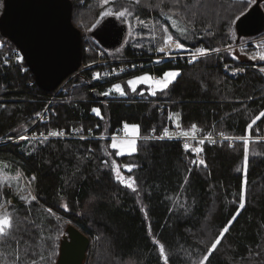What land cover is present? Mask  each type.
Returning <instances> with one entry per match:
<instances>
[{
    "label": "trees",
    "instance_id": "16d2710c",
    "mask_svg": "<svg viewBox=\"0 0 264 264\" xmlns=\"http://www.w3.org/2000/svg\"><path fill=\"white\" fill-rule=\"evenodd\" d=\"M71 1L82 64L94 63L98 49L117 61L90 65L54 91L39 88L25 63L0 66V214L12 220L0 235V264H53L68 223L90 238L85 264H264V60L230 48L252 37L235 23L255 0L126 1L132 33L117 53L94 39L117 24L101 15L106 4ZM170 36L183 45L168 53L176 59L148 66ZM198 49L208 51L181 57ZM14 50L0 32V59ZM128 63L145 66L93 77ZM167 70L179 75L163 91L128 88L136 76ZM116 84L124 95L110 93ZM172 114L185 131L195 125L225 139L185 148L161 138L175 128ZM125 124L139 130L131 154L112 146ZM50 129L85 136H36Z\"/></svg>",
    "mask_w": 264,
    "mask_h": 264
},
{
    "label": "water",
    "instance_id": "95a60500",
    "mask_svg": "<svg viewBox=\"0 0 264 264\" xmlns=\"http://www.w3.org/2000/svg\"><path fill=\"white\" fill-rule=\"evenodd\" d=\"M263 1L255 0L237 19L239 35L254 37L261 33L264 13L259 4ZM71 17V0H4L0 32L18 48L35 83L43 90L58 89L82 69V33ZM113 25L95 33L99 43L108 48L115 47L124 32ZM89 245L85 233L66 224L53 264H85Z\"/></svg>",
    "mask_w": 264,
    "mask_h": 264
},
{
    "label": "rangeland",
    "instance_id": "374dc122",
    "mask_svg": "<svg viewBox=\"0 0 264 264\" xmlns=\"http://www.w3.org/2000/svg\"><path fill=\"white\" fill-rule=\"evenodd\" d=\"M98 1H99V4H106V9L104 11V15H105L104 17L114 16L115 21L118 25L115 24L113 26L121 27L124 29V32L121 36V40L119 41V43L115 47L110 48V49H112V53L122 52L123 48L125 47V43L131 37L130 34L132 33L131 32V26H130V25H132V21L129 19L127 9L125 7H122V6H125L126 1L128 3L130 0H119V3H113L116 0H98ZM111 3H112V5L110 6ZM113 8H121L122 10L116 11ZM120 12H123L124 15L123 16L118 15V13H120ZM110 24H114V23H110ZM168 38L169 37H167V39L165 40L164 46L161 48L166 49V51H165L166 53L169 52L168 49L177 51L179 48L175 47V45H174V43H177V42H174L173 40H169ZM255 38H253V37L242 38V41L239 44H232L230 48L236 55H238V57H241V58H245L246 56H248L246 54H250L252 56L261 58L262 56H264V35H257ZM94 39L98 40L95 35H94ZM252 41H253V43H250ZM246 51L249 53H246ZM167 71L172 72L170 70H167ZM103 75L100 74L97 76V74H95L94 77L96 79H101V77ZM162 75L159 76L158 79L162 78L163 77ZM145 76L149 77V79L143 80V81L139 79V78L145 77ZM153 76H157V75L145 73V74L136 76V77L130 79L129 81H135V85H134L135 88L137 86H139L140 84H144V85L148 86L149 92H151V94H152L154 91L160 90L159 85L157 83H155V81L158 79H154ZM121 88L124 90L123 86H121ZM128 88L130 90H132V87L129 86V84H128ZM112 90H114V91H110V93L120 94L118 91H116L114 89V85L112 87ZM174 115L175 114H172L173 117H174ZM177 121L178 120L176 117V120L174 122L175 127L178 125ZM127 125H129V127L127 129H125V125H124V129H123L122 133L120 132V134L113 136V138L111 139L112 140V146L115 145L114 148L117 149L119 154H131V153L135 152V151H130L129 145H130V142L132 140L136 141V139L138 138L137 136L139 134V130H138V132H134L132 127H131V126H133V124H127ZM135 150H136V143H135ZM126 169H128V168H126ZM119 178L123 179L122 175H119ZM62 206L64 208H66V205L64 202H62ZM162 258H163V260H165V257H162ZM125 264H135V263L133 261L128 260L125 262Z\"/></svg>",
    "mask_w": 264,
    "mask_h": 264
},
{
    "label": "built area",
    "instance_id": "2783aa9c",
    "mask_svg": "<svg viewBox=\"0 0 264 264\" xmlns=\"http://www.w3.org/2000/svg\"><path fill=\"white\" fill-rule=\"evenodd\" d=\"M255 37L256 36H254L253 38H255ZM253 41L250 42V43H253ZM168 50H169L168 53L177 52V51L170 50V49H168ZM165 51H166V49H164V51H160L159 50V51L155 52V54L153 55V57L151 59V62L147 63V65L148 66L157 65V64L161 63V61H163L165 59L166 60L167 59L168 60H175L176 59L175 55H170V54L166 53ZM198 55H200V53H194V54L190 53V54H186V55H181V57L182 58H186L189 62H192ZM5 59L6 60L0 59V66L8 64V63H13V64H17L19 66V68H21V69L24 68V62H23L22 56L16 50L12 51L7 57H5ZM114 61H117V60L106 59L104 52L102 50L98 49L97 50V59H96V61L94 63H92V64H88L87 67H89L90 65L91 66L101 65V64L105 65L106 63L114 62ZM136 65L138 66V68H142V67L145 66V65L142 66V63L141 64H136ZM136 65H133V64L129 65V63H128L126 66L121 67L119 69H113L112 71L105 70V72L103 73L104 75L102 74L103 76L101 77V79H96L94 77L95 74H99L100 75V73L95 72L93 74V77H94L95 80L101 81V80H103L105 78H109L112 75H115L117 73H122V72L128 70L130 68V66H131V68H134V66L136 67ZM59 88H60V86L58 87V89ZM47 109H48V106L45 107L44 111L40 114L38 120L45 121V119H46L45 118V113H46ZM122 131H123V127H120L119 128V134H120V132L122 133ZM53 132L62 133V134L50 135V133H53ZM36 135L37 136L46 137V138H48V137L80 138V137H84L85 136V135H82L81 132L77 131L76 129H73L70 132H67L65 129H58V130L50 129L47 133H39V134H36ZM161 138L180 140L182 145L185 146L187 144L188 146H194V147H200L201 144L203 142H206V141L207 142H216V141H221V140L225 139V137H223L222 135H217V136L202 135V134L199 133L198 128H194L191 131H185L180 126H176L169 133L162 135ZM260 139L264 140V135L262 137H260Z\"/></svg>",
    "mask_w": 264,
    "mask_h": 264
},
{
    "label": "snow or ice",
    "instance_id": "6c2138e0",
    "mask_svg": "<svg viewBox=\"0 0 264 264\" xmlns=\"http://www.w3.org/2000/svg\"><path fill=\"white\" fill-rule=\"evenodd\" d=\"M249 2H252V0H249ZM101 15H104V13L102 12ZM118 15L123 16L124 13H123V12H120V13H118ZM168 39L171 40L172 37L170 36ZM175 46H176L177 48H182V47H183V45H182V44H179V43H176ZM160 51H164V49L161 48ZM197 51L200 52V54L203 55V54H206L208 50H207V49H198ZM261 59H264V56H262ZM98 75H99V74H97V76H98ZM177 75H179V73H177V72H166V73L163 74V77L160 78V79H158V80H156L155 83H157V84L159 85L160 90L163 91L164 89H167V88H168L169 84L175 79V77H176ZM139 79L143 81V80H148L149 77L145 76V77H141V78H139ZM128 84H129V86L132 87V90H133V91L136 90L135 87H134V85H135V81H129ZM114 89H115L116 91H118V92L120 93V95H124V94H125L124 90L121 88V86H120L119 84L114 85ZM110 91H111V90H110ZM105 94H108V93H105ZM153 94H155V93H153ZM93 111H94L97 115H99V110H98V109H93ZM261 115H264V113H262ZM128 127H129V125L125 124V129H127ZM131 127H132V129H133L134 132H138V126L133 125V126H131ZM192 127L195 128L196 126L193 125ZM249 127H251V126H249ZM59 134H62V133H55V132L50 133V135H59ZM166 134H167V133H166ZM22 138H23V137H22ZM135 143H136L135 140H132V141L130 142V145H129V147H130V151H135ZM246 143H247V141H246ZM113 147H115V145H113ZM187 147H188V145L186 144V145H185V148H187ZM247 151H248V150H247V147H246V148H245V163H246V161H247ZM201 163H203V161H201ZM129 170H131V169L129 168ZM117 171H118V170H117ZM33 179H35V177H33ZM246 183H247V182L245 181V184H246ZM129 187H131V185H129ZM133 190H135V189H133ZM33 199H35V198L33 197ZM11 226H12V220H11V218L8 217L7 214H0V235L5 234V229H6V228H11ZM227 231H228V227H225V228L221 231L220 236L222 237V236H223V233H224V232H227ZM216 243H219V238L217 239ZM212 247L215 248V247H216V244H213ZM164 251H165V249H164L163 245H161V247H160L161 255H163ZM165 259H167V258H165Z\"/></svg>",
    "mask_w": 264,
    "mask_h": 264
},
{
    "label": "crops",
    "instance_id": "0c3cea01",
    "mask_svg": "<svg viewBox=\"0 0 264 264\" xmlns=\"http://www.w3.org/2000/svg\"><path fill=\"white\" fill-rule=\"evenodd\" d=\"M170 45V44H169ZM174 45H176V43H174ZM176 47V46H175ZM170 71H172V72H177L178 73V71L177 70H170ZM166 72H169V71H166ZM165 72V73H166ZM163 76V75H162ZM153 78L154 79H158L159 78V76H153ZM173 119H174V121H175V119H176V115H174V117H173ZM177 123H178V121H177ZM138 137V136H137ZM113 138V137H112Z\"/></svg>",
    "mask_w": 264,
    "mask_h": 264
},
{
    "label": "bare ground",
    "instance_id": "6f19581e",
    "mask_svg": "<svg viewBox=\"0 0 264 264\" xmlns=\"http://www.w3.org/2000/svg\"><path fill=\"white\" fill-rule=\"evenodd\" d=\"M16 48H17V47H16ZM99 50H101V49H99ZM17 51L20 53V51L18 50V48H17ZM20 54H21V53H20ZM21 56H22V55H21ZM22 58H23V57H22ZM23 60H24V58H23ZM24 63H25V61H24ZM25 64H26V63H25ZM26 66H27V65H26ZM86 67H87V65H83V64H82V68H83V69H85ZM40 137H42V136H40ZM62 235H63V233H62ZM62 235H61V236H62Z\"/></svg>",
    "mask_w": 264,
    "mask_h": 264
},
{
    "label": "flooded vegetation",
    "instance_id": "af4514ba",
    "mask_svg": "<svg viewBox=\"0 0 264 264\" xmlns=\"http://www.w3.org/2000/svg\"><path fill=\"white\" fill-rule=\"evenodd\" d=\"M60 239V238H59ZM58 244H59V240H58ZM58 249V248H57Z\"/></svg>",
    "mask_w": 264,
    "mask_h": 264
}]
</instances>
